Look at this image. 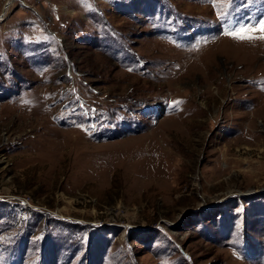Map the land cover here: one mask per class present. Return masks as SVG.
Returning <instances> with one entry per match:
<instances>
[{
  "label": "rangeland",
  "instance_id": "rangeland-1",
  "mask_svg": "<svg viewBox=\"0 0 264 264\" xmlns=\"http://www.w3.org/2000/svg\"><path fill=\"white\" fill-rule=\"evenodd\" d=\"M3 12L0 264H264V0Z\"/></svg>",
  "mask_w": 264,
  "mask_h": 264
},
{
  "label": "snow or ice",
  "instance_id": "snow-or-ice-1",
  "mask_svg": "<svg viewBox=\"0 0 264 264\" xmlns=\"http://www.w3.org/2000/svg\"><path fill=\"white\" fill-rule=\"evenodd\" d=\"M258 23H259V28L256 29V30L259 31V32H261V33H264V21H259ZM249 30H250V29L244 28L243 26H242V28H241V31H242V32H247V31H249ZM247 38L252 39V38H255V37L249 36V37H247ZM260 38H264V36H262V37H260Z\"/></svg>",
  "mask_w": 264,
  "mask_h": 264
},
{
  "label": "trees",
  "instance_id": "trees-1",
  "mask_svg": "<svg viewBox=\"0 0 264 264\" xmlns=\"http://www.w3.org/2000/svg\"><path fill=\"white\" fill-rule=\"evenodd\" d=\"M151 32H152V30H151ZM174 44V43H173ZM0 82H2L1 80H0ZM82 264H85V262H83ZM88 264H91V261L88 263ZM94 264V263H93Z\"/></svg>",
  "mask_w": 264,
  "mask_h": 264
},
{
  "label": "water",
  "instance_id": "water-1",
  "mask_svg": "<svg viewBox=\"0 0 264 264\" xmlns=\"http://www.w3.org/2000/svg\"><path fill=\"white\" fill-rule=\"evenodd\" d=\"M7 5H8V4H7ZM0 16H5V15H4V12H3Z\"/></svg>",
  "mask_w": 264,
  "mask_h": 264
},
{
  "label": "bare ground",
  "instance_id": "bare-ground-1",
  "mask_svg": "<svg viewBox=\"0 0 264 264\" xmlns=\"http://www.w3.org/2000/svg\"><path fill=\"white\" fill-rule=\"evenodd\" d=\"M4 15H5V14H4ZM1 18H2V16H0V20H2Z\"/></svg>",
  "mask_w": 264,
  "mask_h": 264
}]
</instances>
